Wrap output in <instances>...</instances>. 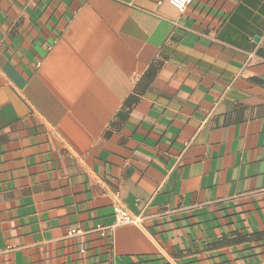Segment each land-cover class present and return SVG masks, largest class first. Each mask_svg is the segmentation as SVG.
Instances as JSON below:
<instances>
[{"label":"crops","instance_id":"1","mask_svg":"<svg viewBox=\"0 0 264 264\" xmlns=\"http://www.w3.org/2000/svg\"><path fill=\"white\" fill-rule=\"evenodd\" d=\"M0 264H264V0H0Z\"/></svg>","mask_w":264,"mask_h":264},{"label":"built area","instance_id":"2","mask_svg":"<svg viewBox=\"0 0 264 264\" xmlns=\"http://www.w3.org/2000/svg\"><path fill=\"white\" fill-rule=\"evenodd\" d=\"M192 3V0H170V4L179 12L183 13L187 7ZM114 216L116 219V224L118 225H134V226H141L142 225V218L136 217L132 215L126 207L122 204L119 194H115L114 196ZM96 232L104 235L105 229L101 226H97L95 228ZM83 231L76 230L72 231L73 235H81ZM82 253H85V248L82 247Z\"/></svg>","mask_w":264,"mask_h":264}]
</instances>
